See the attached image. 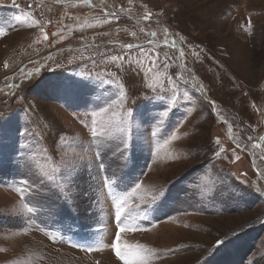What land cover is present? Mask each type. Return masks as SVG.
Wrapping results in <instances>:
<instances>
[{"label":"rangeland","instance_id":"374dc122","mask_svg":"<svg viewBox=\"0 0 264 264\" xmlns=\"http://www.w3.org/2000/svg\"><path fill=\"white\" fill-rule=\"evenodd\" d=\"M19 2L3 0L0 7V27L5 30L0 35V264H124L109 247L115 232L109 200L94 204V194L78 196L74 205L55 215L46 211L42 195L34 194L31 199L37 213L18 216L20 199L14 190L21 154L37 170L51 164L45 159V148L51 147L53 154L60 151L52 147L51 136L38 140L20 135L41 132L45 121H54L58 131L68 134L64 152L93 155L95 148L90 150L87 143L79 148L73 142V137L86 141L89 134L73 116L84 112L82 102L66 105L51 86L102 68L116 72L129 85L127 106L139 105L143 111L138 119L144 123L134 133L138 143L151 136L152 118H160L165 110L169 114L163 117L158 136L152 138L153 147L163 145L173 131L178 135L160 149L159 160L146 162L147 149L136 150L130 175L139 176L152 191L165 190L167 199L134 209L131 223L138 230L122 234V240L154 249L158 255L148 264H264V175L257 174V169L264 173V141L260 140L264 136V0H132L131 4L129 0H92L90 5L62 0L56 3L57 25L47 40L33 28L27 13L10 7ZM145 12L152 13L148 21L142 19ZM108 13H117L118 18ZM17 16L26 19L18 21ZM106 19L107 24L86 27ZM141 28L156 36L146 35ZM129 43L142 46L143 51L121 47ZM193 51L199 56H193ZM113 56L126 60L130 56L142 65L136 73L121 72ZM166 56L171 58L167 69L163 67ZM153 60L157 67L148 79L163 80L164 86L145 107L138 93L154 95L143 87L144 73ZM34 67L41 71L26 81L21 69L26 74ZM177 74L184 79H177ZM168 75L176 80L175 88L168 85ZM193 83L203 84L206 93L195 92ZM115 87L105 85L106 94L111 95ZM96 97L103 98L101 90L91 98ZM159 97L167 107L155 106L161 103ZM209 101L216 102L215 112ZM29 105L33 107L26 112ZM253 142L261 147L253 148ZM21 146L25 147L21 150ZM220 148L224 151L214 155ZM169 155L177 159L169 160ZM108 163L111 174L121 161ZM33 219L48 235L28 227ZM49 236H55V241ZM216 240L224 242L216 245ZM93 241L99 250L72 246ZM128 259L135 264V250Z\"/></svg>","mask_w":264,"mask_h":264},{"label":"snow or ice","instance_id":"6c2138e0","mask_svg":"<svg viewBox=\"0 0 264 264\" xmlns=\"http://www.w3.org/2000/svg\"><path fill=\"white\" fill-rule=\"evenodd\" d=\"M55 3H61L62 0H54ZM85 4H91L92 0H78ZM132 0H129V4ZM31 7V5H29ZM121 11H128V9H121ZM110 17H117V13H108ZM152 17L151 12H145L142 19L145 21L150 20ZM16 20L26 19V17H15ZM36 25L39 24L38 20H35ZM109 23V20H97L96 24H87L86 27L92 28L98 26L99 24ZM31 26V25H30ZM247 27H252V21L249 19ZM42 33V39L47 40L48 34L45 32L43 27L39 29ZM141 32H145L146 35L150 37H155V32H146L144 28H141ZM165 36L168 34V29L164 28ZM4 28L0 27V35H4ZM56 33H53L55 35ZM135 36V32L132 33ZM64 37H61L63 39ZM39 43V41H37ZM118 43V42H116ZM153 41L148 40V44L151 45ZM165 44L168 43L167 39L164 41ZM173 46H175L173 41ZM123 49H132L133 47H140L143 51L142 46L129 44H122ZM193 56H199V53L193 51L191 53ZM147 55V54H146ZM180 57H184L183 50H180ZM102 59L106 57H101ZM170 57H165V63L163 67L167 69L170 65ZM113 63L119 60V70L131 71L132 73L138 72L142 65L140 60H134L132 57H128L126 60L124 56H113L111 57ZM125 65L127 68H125ZM5 67L8 66L7 62L4 64ZM59 66V65H58ZM157 67L156 62L151 61V67L148 68L144 73L143 87L145 89L151 90L150 95L148 92L141 91L138 93L145 102V107L147 103L159 96L158 89L163 88V80L149 81V73L152 72L154 68ZM182 67H186L182 65ZM41 71L40 67H34L26 74H24L23 69H21L22 75L26 81H30L35 73ZM191 74V70H188ZM101 73L107 77V79L102 78ZM177 79H184L183 75L177 74ZM131 84L135 81L129 77ZM187 82V81H185ZM168 85L175 88L176 80L173 79L171 75L167 77ZM105 85H109L111 89L112 85H116L115 90L112 91L111 95H107V90L104 89ZM10 87L19 88L21 85H10ZM57 93H59L64 99L68 106L74 101H81L84 112L74 113V119L80 121L81 126L89 130L87 140H80L77 137H73V142L76 147L83 148L85 143H87L89 149L95 148L92 156H88L83 153L73 152L71 154L63 151L66 146V141L68 139V134L63 131H58L55 127L54 121H45L42 126L41 132H21V136L31 135L34 139L43 140L45 137L51 136L52 147L60 149L57 153L53 154L52 148H45L44 154L45 159L51 161V164L47 169H37L34 170L33 166L29 164L23 154H21L20 161H18L17 166L20 171L17 172L15 176V192L18 193L20 199V207L17 209V215L23 216L25 214L29 216H34L38 209L33 205L32 197L34 194H41L43 200L48 204L46 211L49 214L59 215L66 208L71 207L75 203V199L78 196H89L94 194L96 199L93 201L94 204H99L102 200L107 199L110 203V209L112 218L115 222V232L114 237L111 238L109 247L115 253V256L124 262V264H129V254L135 250L136 261L135 264H148L149 259L156 253L154 249L148 248L146 245L135 244L130 245L127 241L122 240V234L128 231L138 230V226L131 223L134 219L133 211L134 209H139L141 205L146 207H151L157 205L158 202L162 203L163 200L167 199L166 191L163 189L152 191L146 188L140 181L139 176H131L130 173L135 167L136 162V150L144 151L146 148L149 156L145 158L146 162L148 159L159 160L161 159L159 153L160 149L168 145L171 141L178 139L176 131H173L168 139L164 140V144H156L153 147L152 138L157 137L159 134L160 127L165 123L163 117L168 116V111L165 110L159 114L160 118L153 117L154 124L151 129V136L145 137L144 143H138L134 133L136 129L143 124V119H138V117H143V111H139L140 106L137 105L135 108H130L127 106L128 101L131 97L128 95L129 85H126L118 76L116 72H113L107 68L100 69L99 73L93 74L89 72L87 75L80 76L76 79L68 78L64 81L58 82L51 86ZM191 87L195 92L201 94L206 93V89L203 84L198 87L196 84H192ZM97 90H101V97H96L92 99L94 93ZM187 98V97H185ZM161 103L155 105L156 107H167L162 101L163 97H159ZM172 103L176 101V96H171ZM212 105V111L215 112V101H209ZM79 106V105H77ZM33 106L29 105L26 112H30ZM98 109V110H97ZM190 115V113H189ZM107 116V119L104 117ZM89 117H91L89 121ZM183 121H181V124ZM229 133H231V125H229ZM103 138V139H101ZM252 138L249 137V140ZM261 141H264V136L260 137ZM215 143L219 146V138L216 139ZM25 146H21V150ZM253 148H260L261 144L253 142ZM224 149L220 148L219 152L213 151V154L219 156ZM109 153L111 155H109ZM58 157V160H57ZM107 158V159H106ZM120 160L121 164L119 169L114 170L111 174L108 173L110 164L108 160ZM169 160L177 159L169 155ZM236 159H239L237 156ZM264 159V156L261 157ZM2 163V161H0ZM151 167V165H148ZM258 175H264L259 169H257ZM150 197V198H149ZM139 200L140 203H134ZM264 223V221H261ZM28 227H34L36 230L45 231L40 228L39 224L35 223V219ZM99 231H103L101 228ZM45 235L48 232L45 231ZM49 240L55 241V236H49ZM224 241L216 240L215 244L220 245ZM96 242H85L84 244H73V247L81 248L88 252L94 250H99L98 247H94ZM170 251V250H169ZM99 264V261L96 262Z\"/></svg>","mask_w":264,"mask_h":264},{"label":"built area","instance_id":"2783aa9c","mask_svg":"<svg viewBox=\"0 0 264 264\" xmlns=\"http://www.w3.org/2000/svg\"><path fill=\"white\" fill-rule=\"evenodd\" d=\"M19 5H16V3L12 4L10 7L17 9H21L24 13H27L33 23L35 20L39 21V24L36 25L34 23L33 28H37L38 31L40 27H43L45 29V32L47 34H51L54 32V26H56V13H57V4L52 0H19ZM31 5V7H29ZM3 0H0V7H3ZM28 62L23 63L22 68L27 65ZM21 65L16 66L17 69ZM12 73V77H13Z\"/></svg>","mask_w":264,"mask_h":264},{"label":"bare ground","instance_id":"6f19581e","mask_svg":"<svg viewBox=\"0 0 264 264\" xmlns=\"http://www.w3.org/2000/svg\"><path fill=\"white\" fill-rule=\"evenodd\" d=\"M7 67H8V66H7ZM7 67H6V69H8V68H9V67H8V68H7Z\"/></svg>","mask_w":264,"mask_h":264}]
</instances>
